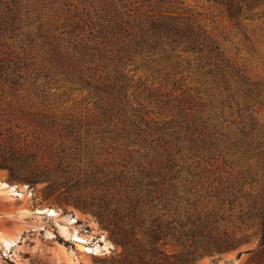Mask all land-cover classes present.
I'll use <instances>...</instances> for the list:
<instances>
[{
	"label": "rangeland",
	"instance_id": "rangeland-1",
	"mask_svg": "<svg viewBox=\"0 0 264 264\" xmlns=\"http://www.w3.org/2000/svg\"><path fill=\"white\" fill-rule=\"evenodd\" d=\"M240 1L243 9L238 16H231L226 5L216 0L123 2L128 12L125 19L130 18L129 26L165 10L199 24L205 30L207 44H218L225 58L251 80L260 82L259 93L251 96H246V86L242 87L236 77L231 79L230 88H226L207 65L203 66L205 62L198 58L199 53L182 51V47L169 59H160L161 53L153 56L158 59L155 61L146 54H132L116 63L112 59H117L114 55L118 52L119 34L110 41L102 36L88 40L89 44L101 42L99 49L107 56L101 61L97 58L100 65L96 75L114 72L116 65H120L131 78L130 93L137 96L135 104L141 102L152 110L149 118L164 117L162 111L167 107L159 102L160 95L147 96L150 87L158 93L183 97L185 107L190 106L192 112L219 124L225 132L239 131L242 122L249 121L250 116L258 122L255 147L222 154L214 165L218 169L212 174L231 177L230 184L240 189L226 223L235 230L239 243L229 250L203 254L195 264H260V220L241 216L251 200L260 203L264 191V0ZM113 2L120 3L119 0H39L37 4L46 26H58L59 30L65 31L74 19L83 18L79 36L87 40L90 33L96 35L99 31L105 8ZM75 14L79 17H74ZM0 54H11L26 63L29 67L23 68V72L28 74L30 82L37 79L38 84H46L50 80L43 74L48 65L42 52L22 44L18 38H1ZM177 54L180 56L176 57ZM39 72L42 75L38 77ZM70 85L56 76L48 86L52 96L47 103L30 91L20 90L19 98L0 91V141L14 144L29 162L38 163L36 173L45 171L50 176L31 182L27 178L30 168L16 171L0 161V264H117L123 254V247L114 241L106 220L96 209L79 202V192L89 194L88 197L94 192L92 196H95L94 186L79 190L75 185L84 181V172L95 169V164L107 174L136 170L141 158L135 149H143L138 144L112 140L100 132L97 125L100 111L90 91ZM160 99L166 100V96ZM70 123L78 131L70 134L65 128ZM111 175L102 174V180ZM55 182L66 185L51 191L49 185ZM4 184L8 185L4 187ZM48 209L51 210L46 212ZM51 211L57 215L50 214ZM76 235L83 241L77 240Z\"/></svg>",
	"mask_w": 264,
	"mask_h": 264
},
{
	"label": "trees",
	"instance_id": "trees-1",
	"mask_svg": "<svg viewBox=\"0 0 264 264\" xmlns=\"http://www.w3.org/2000/svg\"><path fill=\"white\" fill-rule=\"evenodd\" d=\"M37 1L0 0V39L18 38L22 44L41 51L48 65L43 74L50 80L46 81L47 85L38 84L37 79L30 82L28 74L23 72V68L29 67L26 63L11 54H0V91L17 97L20 90L30 91L47 103L52 96L48 86L59 76V80L69 82L70 86L90 91L100 111L97 124L100 132L126 145L141 146L143 151L135 149L141 158L136 170L107 174L95 164V169L84 172V181L75 185L79 190L94 186L95 196H92L94 192L89 197L79 192L78 199L84 206L96 209L106 220L114 241L122 245L123 254L117 264H195L203 254L236 247L239 238L226 223L240 189L230 184L231 177L212 174L217 171L218 166L214 165L222 154L255 147V136L259 135L255 117L242 122L239 131L225 132L219 124L210 123L203 115L192 112L190 106L185 107L183 97L158 93L149 87L147 96H166V100L158 98L162 107L167 106L162 111L164 117L149 118L152 110L141 102L135 104L137 96L130 93L131 78L120 65H116L114 72L96 75L100 65L97 58L101 61L107 56L99 49L101 42L89 44L88 40L102 36L110 41L119 34L118 52L114 55L117 59H112L116 63L132 54H146L155 61L158 59L153 56L161 53L160 59H169L181 47L182 51L199 53L198 58L205 62L203 66L207 65L218 81L230 88L231 79L236 77L242 87L246 86V96L259 93L260 82L251 80L225 58L218 44H207L205 30L199 24L181 18L172 10L129 26L124 0L110 3L105 8L104 22L99 23L101 28L96 35L90 33L86 40L79 36L83 18L75 14L79 19H74L65 31L58 26H46ZM216 1L226 5L231 16H238L243 9L240 0ZM63 33L68 36H62ZM65 128L70 134L78 131L73 123ZM0 161L16 171L30 168L27 178L31 182L50 177L45 171L36 173L34 169L40 165L29 162L7 140L0 141ZM110 173L108 179L102 180V174ZM65 183H52L49 189L56 191ZM249 197L250 194L246 195L247 200ZM241 217L260 220L262 248L258 259L264 264V191L260 203L251 200Z\"/></svg>",
	"mask_w": 264,
	"mask_h": 264
},
{
	"label": "bare ground",
	"instance_id": "bare-ground-1",
	"mask_svg": "<svg viewBox=\"0 0 264 264\" xmlns=\"http://www.w3.org/2000/svg\"><path fill=\"white\" fill-rule=\"evenodd\" d=\"M8 185V184H7ZM6 184H4V187L5 186H7ZM3 187V186H2ZM11 189H13L14 190V188H11ZM42 210V209H41ZM51 209H48V210H46V212H49ZM42 213V212H41ZM50 214H52V215H57V212L56 211H51L50 212ZM77 240H80V241H83V238L82 237H77V235H76V237H75Z\"/></svg>",
	"mask_w": 264,
	"mask_h": 264
}]
</instances>
